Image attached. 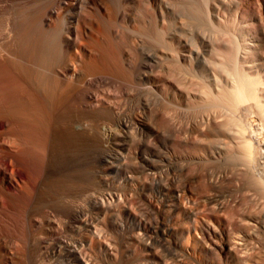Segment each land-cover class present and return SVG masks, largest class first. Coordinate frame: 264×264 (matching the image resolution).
Wrapping results in <instances>:
<instances>
[{
    "label": "bare ground",
    "instance_id": "1",
    "mask_svg": "<svg viewBox=\"0 0 264 264\" xmlns=\"http://www.w3.org/2000/svg\"><path fill=\"white\" fill-rule=\"evenodd\" d=\"M0 264H264V0H0Z\"/></svg>",
    "mask_w": 264,
    "mask_h": 264
},
{
    "label": "rangeland",
    "instance_id": "2",
    "mask_svg": "<svg viewBox=\"0 0 264 264\" xmlns=\"http://www.w3.org/2000/svg\"><path fill=\"white\" fill-rule=\"evenodd\" d=\"M75 152V151H74Z\"/></svg>",
    "mask_w": 264,
    "mask_h": 264
}]
</instances>
